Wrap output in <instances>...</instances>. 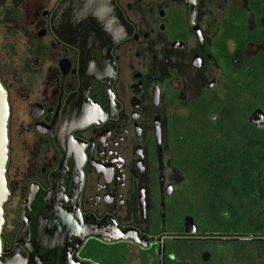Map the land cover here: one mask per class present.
<instances>
[{"label": "flooded vegetation", "instance_id": "1", "mask_svg": "<svg viewBox=\"0 0 264 264\" xmlns=\"http://www.w3.org/2000/svg\"><path fill=\"white\" fill-rule=\"evenodd\" d=\"M72 4L0 0V262L181 264L182 241L201 264H264V237L244 218L209 206L237 232L201 230L190 187L205 157L179 151L208 139L264 162V0H99L92 36L89 23L71 29L67 8L57 24ZM233 155L202 166L242 187L245 154Z\"/></svg>", "mask_w": 264, "mask_h": 264}, {"label": "trees", "instance_id": "2", "mask_svg": "<svg viewBox=\"0 0 264 264\" xmlns=\"http://www.w3.org/2000/svg\"><path fill=\"white\" fill-rule=\"evenodd\" d=\"M252 146L250 145V149ZM264 152V146L257 144ZM185 150L182 146L179 147L181 154L190 153L188 148H193L197 156L200 157V162L196 165V180L198 181L197 187H190L194 189L197 196V201L201 203L196 206L195 210L190 212L193 217L201 220V230H205L210 227L212 230L218 232H226L228 234H235L237 228L234 222L224 223L218 217L223 209H227L233 219L239 217L244 218V232L254 233L258 237H264V191L262 194H258L254 183L259 180L264 186V162H256L249 154L250 150H247L245 145H236L235 143H221L216 141H209L205 139L202 141H190L186 143ZM244 153L245 156L241 159L242 168V187H235L226 183L220 176H217L203 167L204 161L212 160L218 165H226L232 162L233 153ZM264 156V155H263ZM183 159V156L180 158ZM239 203H242L245 207L244 213L241 214ZM209 206H212L218 213H208ZM214 210V211H215ZM209 216V217H208ZM253 220L254 223L249 221ZM182 230V227L181 229ZM261 246L264 245V240L256 241ZM233 246L238 243L237 241H228ZM241 243V242H240ZM179 248L181 252L179 258L181 264H191L194 260L196 263L201 264L199 254L192 257V250L188 246L187 242H180ZM202 248L203 245H202ZM191 250V252H190ZM202 250H199V252ZM196 253V251H195Z\"/></svg>", "mask_w": 264, "mask_h": 264}, {"label": "water", "instance_id": "3", "mask_svg": "<svg viewBox=\"0 0 264 264\" xmlns=\"http://www.w3.org/2000/svg\"><path fill=\"white\" fill-rule=\"evenodd\" d=\"M99 0H73L71 6H62L57 11L56 21L60 25V20L64 14L65 9L68 10L69 24L71 29L76 33L82 29L85 23H89L90 27L86 32H90V36L93 35L95 30L94 26L91 24H96L100 21L97 20L103 13V7L98 5ZM71 8V9H70ZM107 12V11H106ZM57 27H59L57 25ZM59 29L57 28V32ZM92 38V37H90ZM89 38V39H90ZM9 108L7 103L6 92L0 83V233L3 225V210L2 205L7 198L8 190L5 180V170L7 164V146H8V136H7V122H8ZM185 231L187 234H193L195 232V227L192 219L187 218L185 221ZM123 238V237H122ZM119 239V237L117 238ZM128 239V238H123ZM0 264H6L5 262H0Z\"/></svg>", "mask_w": 264, "mask_h": 264}, {"label": "rangeland", "instance_id": "4", "mask_svg": "<svg viewBox=\"0 0 264 264\" xmlns=\"http://www.w3.org/2000/svg\"><path fill=\"white\" fill-rule=\"evenodd\" d=\"M185 191H187V195H188V187L185 188ZM132 256H134L133 253H132ZM130 264H136V261L134 260V257H133V260L131 261Z\"/></svg>", "mask_w": 264, "mask_h": 264}]
</instances>
